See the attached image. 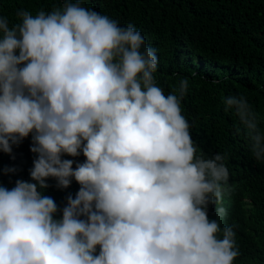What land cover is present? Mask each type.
I'll return each instance as SVG.
<instances>
[{"label": "clouds", "instance_id": "obj_1", "mask_svg": "<svg viewBox=\"0 0 264 264\" xmlns=\"http://www.w3.org/2000/svg\"><path fill=\"white\" fill-rule=\"evenodd\" d=\"M16 16L0 15V152L31 134L35 183L0 185V264H233L236 233L208 215L229 179L228 154H198L182 115L188 79L165 94L156 49L82 0ZM224 104L264 160L247 98ZM81 152L75 168L62 159ZM49 177L57 188L80 185L61 219L41 191Z\"/></svg>", "mask_w": 264, "mask_h": 264}, {"label": "trees", "instance_id": "obj_2", "mask_svg": "<svg viewBox=\"0 0 264 264\" xmlns=\"http://www.w3.org/2000/svg\"><path fill=\"white\" fill-rule=\"evenodd\" d=\"M63 3L0 0V15L10 24L19 23V9L35 15L40 9L62 8ZM82 6L108 16L120 27L131 24L142 34L145 46L156 49L154 75L165 94L178 92L180 80L188 79L182 115L191 126L198 154H228L229 179L220 201L213 198L208 206L209 218L236 233L240 254L233 264H264V160L253 157L234 109L225 110L224 104L226 97L245 96L264 130V0H82ZM31 146L29 134L13 145L11 155L0 152V185L10 190L18 179L35 183L30 176L36 158ZM62 159L73 160L75 168L86 158L81 152ZM5 168L16 171L5 173ZM47 183L49 187L41 191L54 199L58 209L54 218L61 219L67 196L74 198L80 185L74 178L66 189L57 188L51 177ZM220 208L223 215L217 214Z\"/></svg>", "mask_w": 264, "mask_h": 264}]
</instances>
